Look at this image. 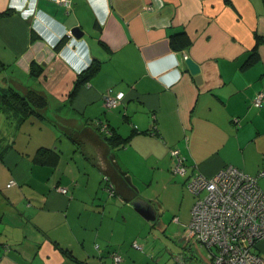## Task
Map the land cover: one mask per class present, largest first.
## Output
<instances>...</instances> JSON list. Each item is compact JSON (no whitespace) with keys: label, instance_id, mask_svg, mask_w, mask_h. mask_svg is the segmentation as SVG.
I'll return each instance as SVG.
<instances>
[{"label":"crops","instance_id":"1","mask_svg":"<svg viewBox=\"0 0 264 264\" xmlns=\"http://www.w3.org/2000/svg\"><path fill=\"white\" fill-rule=\"evenodd\" d=\"M70 1L0 0V12L12 10L0 16V89L47 99L42 117L22 122L0 110V264H116L112 252L118 264H141L115 239L119 212L126 220L134 204L153 227L175 219L176 264H209L187 232L185 179L226 164L250 175L264 168V99L252 102L264 92V0ZM179 32L186 40L173 49ZM95 120L126 141L109 144ZM171 148L186 157V176L172 173ZM257 183L264 190V176ZM256 251L264 257V240Z\"/></svg>","mask_w":264,"mask_h":264},{"label":"built area","instance_id":"2","mask_svg":"<svg viewBox=\"0 0 264 264\" xmlns=\"http://www.w3.org/2000/svg\"><path fill=\"white\" fill-rule=\"evenodd\" d=\"M70 6V0H53ZM187 56H185L186 58ZM264 92L259 91L254 99L255 106L262 105ZM107 107H114L117 99L110 94L104 97ZM238 125V120H234ZM98 130L110 135V127L101 120H95ZM170 169L174 175L186 176V157L179 149L169 150ZM264 176V168L256 174L243 172L233 164H226L213 175L205 176L193 172L185 179V187L194 196L187 223V232L205 248L209 264H264V257L256 246L264 240V190L258 183V177ZM13 181L8 183V186ZM103 189L109 194L115 193V187L105 175ZM59 191L66 192L59 187ZM135 248L141 245L133 242ZM114 263L121 261L117 252H112Z\"/></svg>","mask_w":264,"mask_h":264},{"label":"rangeland","instance_id":"3","mask_svg":"<svg viewBox=\"0 0 264 264\" xmlns=\"http://www.w3.org/2000/svg\"><path fill=\"white\" fill-rule=\"evenodd\" d=\"M0 84L5 86L2 80H0ZM138 185L141 184H136V186ZM186 192L191 194L187 189ZM142 213L144 210L135 204L127 212L126 220L123 213L119 212L118 231L115 239L121 247L128 251L129 256H137L142 259L141 264H176L174 261L177 254L175 250L177 243L174 238L176 235L174 234L175 219L172 221L170 213L167 216L163 215L161 219L163 218L162 220L166 222V226L164 229H159L149 224L147 222L149 217ZM176 233L179 232L176 231ZM134 241L141 245V249L133 246Z\"/></svg>","mask_w":264,"mask_h":264},{"label":"trees","instance_id":"4","mask_svg":"<svg viewBox=\"0 0 264 264\" xmlns=\"http://www.w3.org/2000/svg\"><path fill=\"white\" fill-rule=\"evenodd\" d=\"M11 12L12 10L8 8L0 12V16L8 15ZM180 37H182V40L185 37L186 40L185 32H179L170 35V45L173 49L178 47L177 41L180 40L179 39ZM63 40L64 38H62L59 43H61ZM96 69H97V65L88 66L78 73L77 79L70 93V96H73V94L76 92V90L80 85L86 83L89 80V78L94 74ZM41 71H42L41 66L37 68L32 66L30 73L34 76H37L41 73ZM4 106L10 107L13 110H15L17 113H19L21 118L20 121L22 122L27 118H29L31 115L42 117L43 115L41 114V111H43L47 107V99L46 96L41 91L28 88L23 92H19L15 90L13 87L8 86L4 90L0 89V110L4 109ZM96 129L98 130L97 127ZM110 130H111L110 135H105L103 134V132L101 133L98 130L101 134L104 135V137L107 138L109 144H113V143L120 144L126 141V138H118L117 136H114L112 128H110ZM41 152L44 153L46 151L41 150ZM108 180L112 182L110 177H108ZM112 184L114 183L112 182Z\"/></svg>","mask_w":264,"mask_h":264},{"label":"water","instance_id":"5","mask_svg":"<svg viewBox=\"0 0 264 264\" xmlns=\"http://www.w3.org/2000/svg\"><path fill=\"white\" fill-rule=\"evenodd\" d=\"M70 31H71L72 36L76 39H78L82 36V31L77 26L71 28ZM185 64L187 65V68L190 71V73L195 76L196 80H198L199 79V73H200V68H199L198 64L193 62L191 60V58H188V57L185 58Z\"/></svg>","mask_w":264,"mask_h":264}]
</instances>
